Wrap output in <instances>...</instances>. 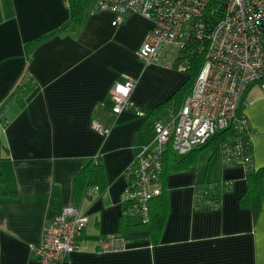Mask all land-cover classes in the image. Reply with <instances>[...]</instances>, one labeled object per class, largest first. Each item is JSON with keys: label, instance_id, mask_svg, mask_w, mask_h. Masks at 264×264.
I'll list each match as a JSON object with an SVG mask.
<instances>
[{"label": "crops", "instance_id": "0c3cea01", "mask_svg": "<svg viewBox=\"0 0 264 264\" xmlns=\"http://www.w3.org/2000/svg\"><path fill=\"white\" fill-rule=\"evenodd\" d=\"M80 2L76 24L73 0H0V107L21 77L30 80L0 120V264H39L34 249L44 227L71 205L88 223L62 264H264V95L257 85L246 91L243 115L260 175L248 179L243 166L225 165L218 143L197 148L164 176L154 208L163 202L166 213L154 242L132 238L124 252L99 251L103 236L133 231L137 221L123 216L125 170L152 142V121L183 101L189 75L137 57L150 21L132 15L113 27L114 15L96 13L95 0ZM122 74L135 82L133 107L113 114L107 94ZM92 120L109 133L92 131ZM217 145L218 155L203 156ZM217 183L230 184L219 207L195 211V188Z\"/></svg>", "mask_w": 264, "mask_h": 264}, {"label": "built area", "instance_id": "2783aa9c", "mask_svg": "<svg viewBox=\"0 0 264 264\" xmlns=\"http://www.w3.org/2000/svg\"><path fill=\"white\" fill-rule=\"evenodd\" d=\"M211 0H95L96 13L114 15L116 27L132 15L152 23L137 52L145 64L184 70L179 54L186 39L204 36L201 18ZM221 18L210 30L203 65L190 92L177 111L152 121L153 140L138 149L125 170L128 180L123 193V215L137 222L148 220L149 202L161 193V157L167 150L184 156L206 145L219 131L248 126L241 110L247 106L246 91L259 86L264 95V0H224ZM135 82L120 75L109 90L111 112L120 114L132 108ZM244 111V110H243ZM147 114L135 111L136 117ZM148 116V115H147ZM92 131L106 136L109 129L96 120ZM225 165L233 164V155L241 153L239 143L220 145ZM244 163H242L243 166ZM95 190H98L95 188ZM195 197V194H194ZM88 217L76 205L64 207L44 227L41 244L34 249L39 264H62L78 247ZM128 241L118 234H107L99 242L106 254L124 252Z\"/></svg>", "mask_w": 264, "mask_h": 264}, {"label": "trees", "instance_id": "16d2710c", "mask_svg": "<svg viewBox=\"0 0 264 264\" xmlns=\"http://www.w3.org/2000/svg\"><path fill=\"white\" fill-rule=\"evenodd\" d=\"M73 7H74L73 15H72L73 23L79 24L81 21V17H82L81 14L83 11L80 0H73ZM224 7H225L224 0H211L210 1L208 7L204 11V14L201 18V23L204 25V29H203L204 36L202 37V39H198L193 34L190 35L189 38L186 39V45L184 49L179 54V61L184 64V67L186 68V72L189 75V81L186 87L187 88L186 90H188L187 94L190 92L194 84V81L205 59V53H206V48H207L206 36L210 32V30L213 28L215 23L221 18ZM27 59L28 60L30 59V50H29ZM23 84L24 86H27L30 84V80H28L26 76L21 77V80L15 85L13 92L10 93L5 98L3 105L0 107V120L1 121L4 122L3 114H4L5 107L13 99L15 100L19 97L21 93L19 89L22 88ZM182 102L179 104L177 108H175L174 111L178 110ZM243 110H241V113H243ZM252 134L253 132L249 126H242L241 129H238V130H235L232 126H230L222 131H219L212 139L209 140V142L206 145L200 147V149L205 146H208L210 144H215V143L216 144L218 143V145H222L226 143L229 146L239 143L242 152L234 154L233 155L234 160L232 162L233 164L227 165V166H242V163H244L243 167L245 168V171L249 179L250 177L252 178L253 175H260L258 174L259 172L255 170L252 164V160H253V148H252V143H251ZM189 154H186V155H189ZM186 155H184L183 158ZM181 157L182 156L175 155L174 153L172 154V152L169 150H167L164 154H162V157H161V162H162L161 193L149 202L148 220L145 223H142V222L132 223L130 228H132L133 231L129 233V235H126L124 233H117L118 235L123 237L126 241L129 242L130 239L132 238H135V239L149 238L152 242H154L155 238H157L156 235L161 230L164 216L166 213V208L163 202H161L156 209L154 208V203L157 200H161V198L163 197L165 193L164 183H163L164 176L169 174L170 172H173L174 170L179 169L180 167L179 165L182 164L180 161ZM97 166L98 165H96L95 163L94 168ZM95 170L97 171L98 169H95ZM92 175H94V173H92ZM85 176H87V174H85ZM80 179L82 180L83 176ZM257 180L258 179H256L257 185L254 186V189L251 188L250 190L252 194V197H251L252 208L254 210L257 209L259 199H260V193H259ZM229 190H230V184H225V183H217L213 185L207 184V185L197 186L195 188L193 209L195 211H203V210L218 208L220 205L221 195L224 192H227ZM123 206H125L124 203H123Z\"/></svg>", "mask_w": 264, "mask_h": 264}, {"label": "rangeland", "instance_id": "374dc122", "mask_svg": "<svg viewBox=\"0 0 264 264\" xmlns=\"http://www.w3.org/2000/svg\"><path fill=\"white\" fill-rule=\"evenodd\" d=\"M93 1H94V0H83V2H84L85 5H86V3H88V4H89V3L92 4ZM212 152H215L216 155H218V154H219V146H218V145L215 146L213 150L209 149V150L204 151L203 156H205V155L209 156ZM134 220L136 221L135 218H131V221H134Z\"/></svg>", "mask_w": 264, "mask_h": 264}]
</instances>
